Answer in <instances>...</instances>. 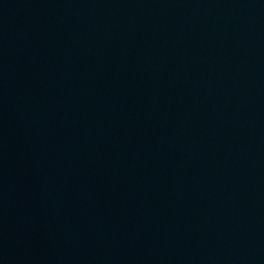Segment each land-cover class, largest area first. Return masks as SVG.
I'll return each mask as SVG.
<instances>
[{
    "label": "water",
    "instance_id": "95a60500",
    "mask_svg": "<svg viewBox=\"0 0 264 264\" xmlns=\"http://www.w3.org/2000/svg\"><path fill=\"white\" fill-rule=\"evenodd\" d=\"M124 51L264 62V0H0V67Z\"/></svg>",
    "mask_w": 264,
    "mask_h": 264
}]
</instances>
